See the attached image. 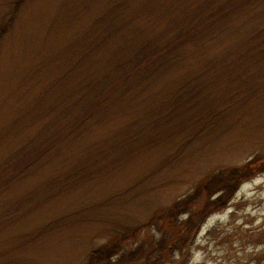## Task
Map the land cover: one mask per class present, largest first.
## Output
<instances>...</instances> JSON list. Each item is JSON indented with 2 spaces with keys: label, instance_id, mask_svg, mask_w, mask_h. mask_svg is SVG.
<instances>
[{
  "label": "rangeland",
  "instance_id": "1",
  "mask_svg": "<svg viewBox=\"0 0 264 264\" xmlns=\"http://www.w3.org/2000/svg\"><path fill=\"white\" fill-rule=\"evenodd\" d=\"M108 2L0 0V264L134 246L210 174L264 157V0H117L99 35ZM263 229L264 173L188 264H259Z\"/></svg>",
  "mask_w": 264,
  "mask_h": 264
},
{
  "label": "trees",
  "instance_id": "2",
  "mask_svg": "<svg viewBox=\"0 0 264 264\" xmlns=\"http://www.w3.org/2000/svg\"><path fill=\"white\" fill-rule=\"evenodd\" d=\"M116 1L110 0L102 7L106 9L101 10L100 14L94 17L93 25L100 31L99 35L104 34L101 30L103 26L106 34L109 35L111 29L108 31L106 26L114 25L120 17V6ZM108 10L112 13L109 18L106 15ZM213 13H218V10ZM117 28L118 25H115V30ZM180 46L181 39L178 49ZM150 64L151 62L146 65L149 70L156 66ZM126 79L127 82L129 78ZM76 91H74L75 98L77 94L80 95V91L78 89ZM89 93L92 95L94 92L91 90ZM81 97L78 96L85 102L90 95ZM131 133L137 135L139 132ZM262 173H264V157L259 155L239 168L210 174L195 192L176 200L160 215L153 217L154 220L150 221L154 222L147 226L149 234L142 241L132 246L130 239H135V231L132 234L125 232L121 235L118 244H106L90 252L87 256V264H172L177 255L179 256L177 264H188L191 254L189 240L192 235L199 233L209 216L228 204L242 183ZM142 227H146V224ZM139 228L141 226H138L136 231ZM262 246L264 248V243ZM262 253L263 255L257 258L259 264H264V250Z\"/></svg>",
  "mask_w": 264,
  "mask_h": 264
}]
</instances>
